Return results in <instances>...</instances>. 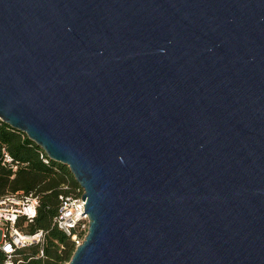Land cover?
Returning <instances> with one entry per match:
<instances>
[{"label": "water", "instance_id": "95a60500", "mask_svg": "<svg viewBox=\"0 0 264 264\" xmlns=\"http://www.w3.org/2000/svg\"><path fill=\"white\" fill-rule=\"evenodd\" d=\"M0 116L84 189L66 264H264V0H0Z\"/></svg>", "mask_w": 264, "mask_h": 264}, {"label": "trees", "instance_id": "16d2710c", "mask_svg": "<svg viewBox=\"0 0 264 264\" xmlns=\"http://www.w3.org/2000/svg\"><path fill=\"white\" fill-rule=\"evenodd\" d=\"M3 147L20 161L15 174L1 162ZM40 151L41 147L27 135L4 121L0 123V195L36 196V216L30 220L21 215L16 226L26 234L43 232L40 241L18 247L13 260L21 261V264H66L76 249V243L56 224L55 218L62 204L61 195L77 196L81 186L68 166L56 161L45 163ZM7 258L0 247V264Z\"/></svg>", "mask_w": 264, "mask_h": 264}, {"label": "built area", "instance_id": "2783aa9c", "mask_svg": "<svg viewBox=\"0 0 264 264\" xmlns=\"http://www.w3.org/2000/svg\"><path fill=\"white\" fill-rule=\"evenodd\" d=\"M3 122L0 116V123ZM20 132V131H19ZM24 136L25 133L21 132ZM40 157L44 162L50 164L53 161L41 148ZM2 164L14 174L20 166L19 159H16L6 147L1 150ZM84 189L81 187L77 196L61 195L62 204L58 215L55 218L56 224L62 228L76 243L80 245L90 227V217L85 210L86 200L82 198ZM38 198L33 195L5 194L0 195V247L7 254V260L2 264H21V261H14L13 255L18 247L26 246L31 242H38L43 232L26 234L16 226L21 215L32 220L37 213Z\"/></svg>", "mask_w": 264, "mask_h": 264}]
</instances>
